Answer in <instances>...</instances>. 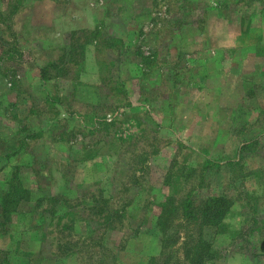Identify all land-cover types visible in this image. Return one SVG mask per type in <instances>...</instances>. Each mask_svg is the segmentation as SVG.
I'll return each mask as SVG.
<instances>
[{
  "label": "rangeland",
  "instance_id": "rangeland-1",
  "mask_svg": "<svg viewBox=\"0 0 264 264\" xmlns=\"http://www.w3.org/2000/svg\"><path fill=\"white\" fill-rule=\"evenodd\" d=\"M16 1L0 0V194L10 179L33 192L7 223L0 207V245L13 248L1 264H148L164 255L155 203L187 192L234 198L226 231L176 220L180 239L163 251L184 258L193 235L214 242L218 264H264V38L252 12L235 7L234 21L247 18L220 41L217 23L198 31L208 9L229 14L212 0ZM96 20L95 36L81 28ZM51 29L69 45L47 47Z\"/></svg>",
  "mask_w": 264,
  "mask_h": 264
},
{
  "label": "trees",
  "instance_id": "trees-1",
  "mask_svg": "<svg viewBox=\"0 0 264 264\" xmlns=\"http://www.w3.org/2000/svg\"><path fill=\"white\" fill-rule=\"evenodd\" d=\"M20 2L21 0L16 1L17 4H19ZM17 4H15V6H17ZM96 31L97 30L93 29L88 33H92V35L95 36L97 34ZM258 47L260 46L258 45ZM72 54H74V49H72ZM257 54L263 55L264 51L261 52L257 50ZM154 55L153 56L149 55L147 57L142 56L143 62L146 63L147 61L148 62L153 61L155 57ZM56 64H57L56 62L52 61L41 67L40 79H42V81L51 77L50 74H48V69L51 66L52 67L57 66ZM260 74L264 78V68L262 66L260 69ZM207 163H212V162L209 160L206 162V164ZM187 165L188 166L184 164L182 166V169L179 168L180 174L182 172L181 175L185 177L184 179H186V176H190L192 172L195 170L192 164H187ZM186 168L188 169L187 173H185ZM176 172H178L177 168H176ZM173 176H180V175L175 174V172L174 174L173 173L167 174L168 179L166 182L168 184L170 183L172 184V182L174 183ZM10 180H9V184L4 189V192L0 194V207L2 208V211L4 213L3 217L4 220L6 221L5 223H7L8 220H13V215L15 213L21 212L22 201L24 203L25 201H29L30 200L29 195H31L30 193L33 192V190L31 188H28L27 186H22L20 188V185H17L15 183L14 185L12 183L10 184ZM175 193L176 192H174V194ZM192 194H193L192 192H187L185 195H183L182 198L178 199L175 195L171 193V194H167L158 203H155L159 207L160 211L158 214H155L156 222L154 227H156L155 229H157L162 234L161 252L162 253L164 252L163 253L164 255H161V257L157 255L151 256L148 260V264H218L219 263L220 258L222 257V254L220 253L219 249L217 247H214L213 241H210L203 237L195 239L193 238L194 236L192 235L190 239L185 241L184 258H182L179 255H176L172 250L168 252L163 251V249L165 250L170 246H174L178 241V239H180V236L175 235L173 237L172 234V232L176 227L175 225L176 220H184L186 225H188L189 222L200 218L201 223L203 225L215 226L220 230L223 229L222 231H226L225 229L227 227V224L225 219L235 204L234 198L224 193L212 194L209 195L206 199H204V201H202L201 203H198L196 199L193 198ZM41 196L47 199L50 198L53 202L52 203L53 206L58 205L60 202V197L56 195H48L47 193H44ZM69 210L72 209H68V211ZM55 211L56 210H53V208L51 207V209L49 210L50 215H52V213H54ZM69 213L70 212H67V214ZM45 216L46 215L43 213L39 215L42 221L46 220ZM0 224L3 225L4 221H1ZM1 251L2 249H0V252ZM1 262L2 260H0V264Z\"/></svg>",
  "mask_w": 264,
  "mask_h": 264
},
{
  "label": "crops",
  "instance_id": "crops-1",
  "mask_svg": "<svg viewBox=\"0 0 264 264\" xmlns=\"http://www.w3.org/2000/svg\"><path fill=\"white\" fill-rule=\"evenodd\" d=\"M53 2H54V5H55L56 2L55 1H53ZM212 2H213V4H216L215 6H217V5L220 6L221 4H226L227 7H228L229 14L222 15L220 13V11H218V10H215L214 9L215 10L214 11V10H209L208 9V11L206 12V17H207L206 18V24H205V20H204V22H202V27L199 28L200 30L198 29L200 35H204L207 32V29L206 28L209 27L213 22L214 23H217L218 25H220L222 27V29L220 28L221 31L219 30L220 31V34L218 35V38H219L220 41L224 37H226V35H228V33H230V32H233V33L237 32V30L240 28L241 23L247 17L245 15H242V16H239L237 18L238 20L234 21L233 17H236L235 11L237 9L236 10H233V9L235 7H241L242 6V9L245 10L246 12H248V13L249 12H252V13L248 14L249 19L254 20L255 22H258L259 26L260 27H263V29L261 28V30H259V29L256 30L257 32H260L261 31V33H262V35H260L261 37H258V39L264 38V14L261 13V12H258L259 11V8L262 9V11H263V8L262 7H264V0H250V2H245L244 0H234V1H230V0H212ZM209 4H211V3H209ZM231 5L234 6L232 9H231ZM71 16H72V18H73V20L75 22L78 21V18H79L78 16H75V14H73ZM51 19L55 23V25H58V23H63L64 22L63 21L64 20V15L63 14H56V15H54V14L51 13ZM98 22L99 21L96 20L95 23H91V24H88V25H84L81 28L95 29L97 27V25H98ZM239 23H240V25H239ZM73 30H75V29H73ZM66 32H69V31L66 29V30H62V31L56 32L54 34V32L52 30V32H50V36L53 35V34H54V36H51L52 39H49V40H54V41L48 42L46 40V46L47 47H51V46L52 47H54V46H58V47L64 46L65 47L66 45H69L70 39H68V36H67V33ZM208 32H209V29H208ZM243 32L244 31H242V33ZM248 33H249L248 35H251L252 31L249 30ZM255 35H256V32H255V34H253V37ZM91 42L92 43H89L88 44V45H90L89 48H91V49H88V52H90V50H92L93 46L96 47V44H95L96 40H93ZM55 43H56V45H55ZM237 44H238V42L237 43L234 42V43H231V44H228V45L227 44H223L224 46L223 45H219V47H217L218 49H216L214 51V54H217L218 52H220V51H218L219 48L220 49H223L225 51L227 47H229V48L230 47H234ZM256 54H257V52H256ZM257 56H258V58H263V56H261V55H257ZM263 60H264V58H263ZM89 64H91V63H89ZM263 65H264L263 63L256 64V66L254 68L255 72L257 71L256 79L255 80H259L261 78L260 69H261V66L263 67ZM87 67H89V66H87ZM240 92H241V97H239L238 101H236V102H239V101L241 102L242 101V97H243L242 96V90ZM263 97H264V85L262 84L261 86H259L258 90H256V99L254 101H257L258 104H260L259 101L262 102L261 104H264ZM262 159H264V156H262ZM11 235L12 234H10V236ZM12 241H13V238H12ZM33 246H32L33 248H31V249L29 248V249H26V250H31L33 253L39 252V249L41 247V244L38 243V244H34ZM5 248H12V247H10V246L2 247L0 245V249H5ZM16 248H17V246H16ZM12 250H13V248H12ZM14 253L16 254V251H14Z\"/></svg>",
  "mask_w": 264,
  "mask_h": 264
}]
</instances>
